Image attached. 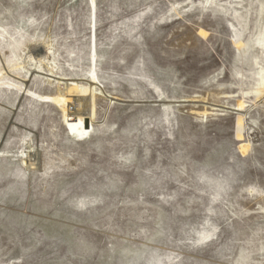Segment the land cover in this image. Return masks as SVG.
<instances>
[{"label":"rangeland","instance_id":"rangeland-1","mask_svg":"<svg viewBox=\"0 0 264 264\" xmlns=\"http://www.w3.org/2000/svg\"><path fill=\"white\" fill-rule=\"evenodd\" d=\"M260 13L0 0V264H264Z\"/></svg>","mask_w":264,"mask_h":264},{"label":"bare ground","instance_id":"bare-ground-1","mask_svg":"<svg viewBox=\"0 0 264 264\" xmlns=\"http://www.w3.org/2000/svg\"><path fill=\"white\" fill-rule=\"evenodd\" d=\"M259 1H260V8H261L260 20H259L260 25H259L258 36L255 42H256V45L260 47H264V0H259ZM257 76H258V80L256 84L257 87L252 92L258 98V97L264 96V67L259 68ZM60 103L61 102L59 101L56 102V104H60Z\"/></svg>","mask_w":264,"mask_h":264}]
</instances>
